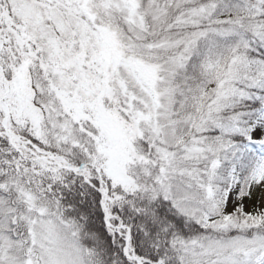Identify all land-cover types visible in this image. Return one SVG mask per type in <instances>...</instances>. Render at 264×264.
Segmentation results:
<instances>
[{
	"label": "snow or ice",
	"instance_id": "1",
	"mask_svg": "<svg viewBox=\"0 0 264 264\" xmlns=\"http://www.w3.org/2000/svg\"><path fill=\"white\" fill-rule=\"evenodd\" d=\"M0 264H264V0H0Z\"/></svg>",
	"mask_w": 264,
	"mask_h": 264
}]
</instances>
